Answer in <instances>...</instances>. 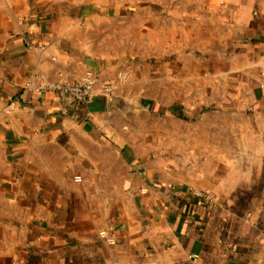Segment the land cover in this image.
Here are the masks:
<instances>
[{"label": "crops", "instance_id": "0c3cea01", "mask_svg": "<svg viewBox=\"0 0 264 264\" xmlns=\"http://www.w3.org/2000/svg\"><path fill=\"white\" fill-rule=\"evenodd\" d=\"M0 264H264V0H0Z\"/></svg>", "mask_w": 264, "mask_h": 264}, {"label": "built area", "instance_id": "2783aa9c", "mask_svg": "<svg viewBox=\"0 0 264 264\" xmlns=\"http://www.w3.org/2000/svg\"><path fill=\"white\" fill-rule=\"evenodd\" d=\"M49 89L54 90L61 96H71L80 101H89L93 98L92 84L87 81L75 83L72 85L59 83L50 86ZM111 242L114 243L115 240L111 239Z\"/></svg>", "mask_w": 264, "mask_h": 264}, {"label": "water", "instance_id": "95a60500", "mask_svg": "<svg viewBox=\"0 0 264 264\" xmlns=\"http://www.w3.org/2000/svg\"><path fill=\"white\" fill-rule=\"evenodd\" d=\"M128 106H130V105H133V102H130V101H124ZM112 103L113 104H115V105H117V106H119V107H121V105H122V101H121V99L119 98V100H113L112 101Z\"/></svg>", "mask_w": 264, "mask_h": 264}]
</instances>
